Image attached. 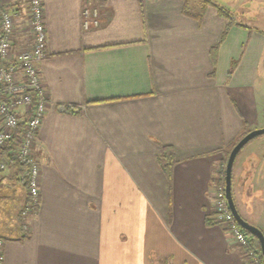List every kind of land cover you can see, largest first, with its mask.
<instances>
[{
  "label": "crops",
  "instance_id": "obj_1",
  "mask_svg": "<svg viewBox=\"0 0 264 264\" xmlns=\"http://www.w3.org/2000/svg\"><path fill=\"white\" fill-rule=\"evenodd\" d=\"M86 1L42 0L38 202L0 236L2 264H245L213 221L214 185L236 141L264 127V33L196 0H97L84 28ZM5 3L15 52L28 6ZM231 193L264 235V135L237 153Z\"/></svg>",
  "mask_w": 264,
  "mask_h": 264
},
{
  "label": "built area",
  "instance_id": "obj_2",
  "mask_svg": "<svg viewBox=\"0 0 264 264\" xmlns=\"http://www.w3.org/2000/svg\"><path fill=\"white\" fill-rule=\"evenodd\" d=\"M25 1L28 6L27 26L32 37L31 44L27 50L14 52L13 36L18 13L7 7L5 0H0V174L10 167L3 152L18 135L19 143L13 149V158L15 164L23 166L18 177L28 194V202L20 214L22 219L35 211L38 202L39 163L33 155V147L47 105L39 70V63L45 57L47 41L43 3L42 0ZM98 6L97 0L85 2L82 10L84 28L98 25ZM22 122L24 127L21 128ZM212 218L245 250V264H261L259 254L249 247L247 235L229 209L224 183L214 185ZM3 245L4 241L0 238V264L3 263Z\"/></svg>",
  "mask_w": 264,
  "mask_h": 264
},
{
  "label": "rangeland",
  "instance_id": "obj_3",
  "mask_svg": "<svg viewBox=\"0 0 264 264\" xmlns=\"http://www.w3.org/2000/svg\"><path fill=\"white\" fill-rule=\"evenodd\" d=\"M193 2V0H190ZM197 2L208 1L209 3L219 6L227 11V13L235 20L239 22L251 23L252 27H255L258 31L264 33V0H240L238 4H234L233 0H196ZM27 4V2H26ZM29 30H24L25 41L20 49L27 50L30 46L31 35H29ZM29 41V42H28ZM23 50V51H24ZM264 80V55L261 59V64L259 66V73L256 78V87L261 85L262 80ZM244 135V134H243ZM242 135V136H243ZM241 136V137H242ZM240 137V138H241ZM258 137V136H257ZM239 138V139H240ZM238 139V140H239ZM237 140V141H238ZM236 141V142H237ZM233 147V146H232ZM231 147V148H232ZM231 150V149H230ZM227 153V156L230 152ZM225 163L218 167L217 173H224ZM14 174V172H12ZM13 176H8V180H4L5 184H0V236L9 235L14 229H17L18 217H21V212L28 202V194L25 187L17 185L15 178ZM10 188H8L9 186ZM11 189V190H10ZM32 214V213H31ZM29 216L27 214L26 218ZM22 219L21 227L25 224V220ZM25 226V225H24ZM20 227V228H21Z\"/></svg>",
  "mask_w": 264,
  "mask_h": 264
},
{
  "label": "water",
  "instance_id": "obj_4",
  "mask_svg": "<svg viewBox=\"0 0 264 264\" xmlns=\"http://www.w3.org/2000/svg\"><path fill=\"white\" fill-rule=\"evenodd\" d=\"M261 135H264V127L248 131L233 145V147L231 148L227 156V160L225 164L224 184H225V196H226L229 209L234 219L239 224V226L243 230L250 233L251 235H254L258 239L259 245H260L261 257H262V264H264V235L260 229L247 223L241 218V216L236 210L233 197H232V193H231V170H232V165H233V162H234V159L237 153L246 143H248L253 138L257 136H261Z\"/></svg>",
  "mask_w": 264,
  "mask_h": 264
},
{
  "label": "trees",
  "instance_id": "obj_5",
  "mask_svg": "<svg viewBox=\"0 0 264 264\" xmlns=\"http://www.w3.org/2000/svg\"><path fill=\"white\" fill-rule=\"evenodd\" d=\"M209 2L206 1V4H208ZM213 5V4H212ZM214 7L216 8L217 12L219 13V15L223 16L224 18H227L230 22L232 20V17L227 13L226 10H224L223 8L214 5ZM66 109L68 111H71L72 107L67 106ZM20 127H24V123L22 122L20 124ZM20 129L18 128L17 131H19ZM19 143V136H15L13 138V140L7 145V147L5 148L3 154H5V156L8 158V162L10 164V166H12L14 168V178H17L16 180H19L18 175L22 172L23 170V166L21 164H15L14 158H13V154L14 151L13 149L18 145ZM165 153L161 156V160L163 159L166 163H165V167L167 168L166 171L169 170V165H171V153H168L166 151H164ZM219 180L222 181V183H224V175L219 178ZM218 183V182H217ZM244 233L247 235L248 237V241H249V247L253 248L260 257L261 260V264H262V257H261V252H260V245H259V241L258 239L254 236L251 235L250 233L246 232L244 230Z\"/></svg>",
  "mask_w": 264,
  "mask_h": 264
}]
</instances>
